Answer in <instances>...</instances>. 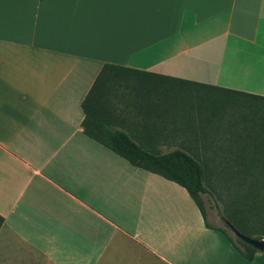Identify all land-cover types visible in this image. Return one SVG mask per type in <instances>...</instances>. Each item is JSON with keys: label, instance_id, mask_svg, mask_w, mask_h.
<instances>
[{"label": "crops", "instance_id": "0c3cea01", "mask_svg": "<svg viewBox=\"0 0 264 264\" xmlns=\"http://www.w3.org/2000/svg\"><path fill=\"white\" fill-rule=\"evenodd\" d=\"M106 63L156 74L113 101L166 152L190 135L172 78L215 103L264 97V0H0V264H264L185 187L84 132Z\"/></svg>", "mask_w": 264, "mask_h": 264}, {"label": "trees", "instance_id": "16d2710c", "mask_svg": "<svg viewBox=\"0 0 264 264\" xmlns=\"http://www.w3.org/2000/svg\"><path fill=\"white\" fill-rule=\"evenodd\" d=\"M156 75L152 72L137 70L120 65L106 63L95 83L87 93L82 102L84 111L83 127L84 132L91 138L112 149L119 155L126 158L131 164L142 167L151 172L157 173L167 179L173 180L187 189L205 218L207 227L219 230L225 234L233 246L248 260H253L259 252L256 248L244 242L240 238L233 239L227 231L207 221L202 195L210 193L206 185V162L195 151L198 145L190 144L191 141H200L206 147L210 131L220 127L227 104L233 101L248 100L253 105L264 104V97L238 98L228 93L223 94L222 100L215 103L210 94L197 91L198 86L204 84L186 81L179 78H172L175 81L176 120L184 123V130L190 135L181 141L174 142L175 147L164 152L159 146L162 142L145 140L138 137L128 126L126 120L115 105L113 97L118 95L121 87L136 88L138 94L144 95L143 85L150 82L149 76ZM139 85V88L135 87ZM228 90V89H225ZM254 97H259L260 100ZM251 106V104H250ZM253 116V120L243 121L242 126L247 132L246 138H251L257 149L258 144L264 140V120L257 121L252 112L244 114V117ZM249 120V119H248ZM249 123V124H248ZM251 126V127H250ZM251 130L257 137H252L248 131ZM199 132V136L196 135ZM172 147V146H171ZM261 150V149H258ZM264 151V150H261ZM264 163V158L253 157L249 163L256 165ZM252 177L253 173H245ZM255 176H258L264 184V167L258 169ZM254 195L259 197L255 207L264 208V195L260 191ZM250 193H248V197ZM251 212L250 205L245 210L235 209L228 214V221L231 222L242 233L255 238L256 230L250 228L247 222L248 213ZM3 217L0 216V227Z\"/></svg>", "mask_w": 264, "mask_h": 264}, {"label": "rangeland", "instance_id": "374dc122", "mask_svg": "<svg viewBox=\"0 0 264 264\" xmlns=\"http://www.w3.org/2000/svg\"><path fill=\"white\" fill-rule=\"evenodd\" d=\"M251 106L248 100L233 101L227 104L220 127L208 132L209 139L206 147L202 142L191 141L190 144L198 145L195 150L206 162V185L210 193L203 194L204 208L207 221L215 226L224 228L227 233L236 239L233 230L227 225L228 214L235 209L245 210L250 205L251 212L248 213L247 222L253 230H256L258 239H264V208L255 207L259 197L254 195L260 191L264 195L263 181L255 176L258 169L264 167V163L252 165L249 159L257 157L264 158V146L250 142L246 138L242 123L253 120V116L244 117V114L252 112L255 119L264 120V104ZM249 124V123H248ZM251 127V126H250ZM252 137H257L251 130L248 131ZM199 132L196 135L199 136ZM264 143V140H262ZM261 149V150H258ZM253 173L247 177L245 173ZM248 193L250 196L248 197Z\"/></svg>", "mask_w": 264, "mask_h": 264}, {"label": "water", "instance_id": "95a60500", "mask_svg": "<svg viewBox=\"0 0 264 264\" xmlns=\"http://www.w3.org/2000/svg\"><path fill=\"white\" fill-rule=\"evenodd\" d=\"M226 223L233 230V232L238 238L253 246L259 252H264V239H258L250 235L244 234L239 229H237L231 222L226 221Z\"/></svg>", "mask_w": 264, "mask_h": 264}]
</instances>
